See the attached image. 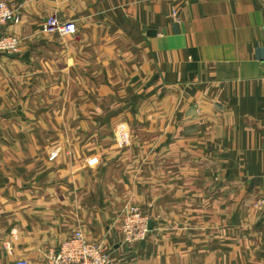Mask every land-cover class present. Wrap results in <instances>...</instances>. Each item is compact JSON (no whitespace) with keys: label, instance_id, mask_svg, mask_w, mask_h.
<instances>
[{"label":"crops","instance_id":"obj_1","mask_svg":"<svg viewBox=\"0 0 264 264\" xmlns=\"http://www.w3.org/2000/svg\"><path fill=\"white\" fill-rule=\"evenodd\" d=\"M6 1L0 264L78 229L112 264H264V0ZM50 15L75 33L44 32ZM104 127L144 136L85 133ZM120 183L153 220L131 246Z\"/></svg>","mask_w":264,"mask_h":264},{"label":"built area","instance_id":"obj_2","mask_svg":"<svg viewBox=\"0 0 264 264\" xmlns=\"http://www.w3.org/2000/svg\"><path fill=\"white\" fill-rule=\"evenodd\" d=\"M7 13V15H4ZM173 11V15H175ZM0 53H15L19 50V38L5 30V26L19 20L18 9L6 0H0ZM42 30L59 35L73 34L75 24L64 21L56 15L48 16L42 23ZM119 231L122 242L131 246L146 239L150 232L149 219L137 206L127 207L120 217ZM16 264H112L109 250L101 243L91 241L80 229L74 230L60 242L57 248L50 250L40 261L30 262L21 259Z\"/></svg>","mask_w":264,"mask_h":264},{"label":"rangeland","instance_id":"obj_3","mask_svg":"<svg viewBox=\"0 0 264 264\" xmlns=\"http://www.w3.org/2000/svg\"><path fill=\"white\" fill-rule=\"evenodd\" d=\"M94 131H97V136H101L102 138H114L115 141L117 142V146L119 148L126 146L127 144H129L130 142V137L132 136H136V135H142L144 136V131H138L137 128H131V129H127L125 127H119L116 130H112L110 127H104L103 129L100 130H93V129H87L85 131L86 135L92 134ZM94 146H91V149H93ZM96 147H100L101 148V152L102 153H107L113 150H110V145L109 143L107 144H102L101 146L97 145ZM88 153V152H87ZM143 165L139 164V169H143ZM141 173V180L142 182L146 183V180L148 181L147 176L143 173V171L140 170ZM140 180V178H138ZM147 185V184H146ZM122 183H120V185H118L117 187V192H116V201L118 202L117 204H119L121 207L118 210V214L117 216L120 218L122 216L123 211L133 205V206H137L143 215L147 216L149 219V228L151 231V228L153 227V220L152 217L147 214V212H145L141 206V204H139L136 201H132L131 200V192L126 191L123 187H122ZM87 238H89L86 235ZM91 241H95L92 238L90 239ZM95 242H101V241H95ZM102 243V242H101Z\"/></svg>","mask_w":264,"mask_h":264},{"label":"clouds","instance_id":"obj_4","mask_svg":"<svg viewBox=\"0 0 264 264\" xmlns=\"http://www.w3.org/2000/svg\"><path fill=\"white\" fill-rule=\"evenodd\" d=\"M4 15H7V13H4ZM0 22H3L2 20H0Z\"/></svg>","mask_w":264,"mask_h":264}]
</instances>
